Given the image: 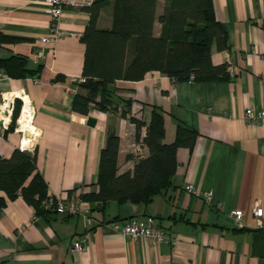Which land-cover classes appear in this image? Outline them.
<instances>
[{
	"label": "crops",
	"instance_id": "crops-1",
	"mask_svg": "<svg viewBox=\"0 0 264 264\" xmlns=\"http://www.w3.org/2000/svg\"><path fill=\"white\" fill-rule=\"evenodd\" d=\"M91 0L61 3L52 43L41 40L49 30L44 0H0V32L15 41L0 43V56L20 53L28 65L41 63L38 79L0 74V155L33 138L35 164L49 194L65 192L78 199L80 213L36 216L20 195L0 206V264H264V228L250 213L254 202L264 215V121L245 122L243 110L264 107V0H211L215 19L225 31L228 48L213 41V63L226 62L228 77L214 80H174L149 69L136 80L115 79L114 97L127 113L149 119L152 105L162 112L163 142L174 138L176 121L192 128L190 145L175 149L171 184L146 204L108 200L101 209L79 200L95 191L98 154L107 128L118 135L116 172L131 170L146 154L140 138L145 124L135 127L117 110H92L87 115L71 109L70 80L79 77L84 44L79 39L88 20L84 7ZM111 2L101 7L96 25H111ZM166 0H155L151 32L158 35ZM230 70L232 74H230ZM63 81L52 80L55 74ZM24 100L12 130L10 100ZM29 101L31 110L26 102ZM21 105V104H20ZM12 108V107H11ZM24 126V127H23ZM34 137H33V136ZM191 183L194 191L183 188ZM211 192L214 207L204 198ZM0 196L5 197L0 190ZM240 208V225L228 211ZM129 217H152L165 240L120 235ZM83 245L71 251L73 240Z\"/></svg>",
	"mask_w": 264,
	"mask_h": 264
},
{
	"label": "trees",
	"instance_id": "trees-1",
	"mask_svg": "<svg viewBox=\"0 0 264 264\" xmlns=\"http://www.w3.org/2000/svg\"><path fill=\"white\" fill-rule=\"evenodd\" d=\"M107 0H91L84 7L88 20L79 39L84 44L80 80H70L73 88L71 109L81 115L92 110H117L133 122L135 138L139 127L145 124L140 138L147 152L139 157L131 170L116 172L118 135L107 128L104 143L98 154L95 191L82 192L79 200L106 203L108 200H129L146 204L171 184L175 169V149L190 145L194 131L176 121L174 138L163 142L162 112L152 105L148 121L127 113L128 100L114 97L115 79L136 80L149 69H156L174 80H214L228 77L227 63H213L210 44L218 49L228 48L225 31L215 19L211 0H166L158 35L151 32L155 0H112L111 25L100 28L97 16ZM19 37L0 32V43ZM42 64L28 65L27 56L10 53L0 56V71L6 76L38 79ZM65 76L55 74L52 80L63 81ZM1 100V99H0ZM21 101L15 97L7 130L16 125ZM0 206L6 199L20 195L32 206L36 216L56 213L54 203L47 204V185L35 164L34 151L15 146L8 156L0 155ZM91 208V207H90Z\"/></svg>",
	"mask_w": 264,
	"mask_h": 264
},
{
	"label": "built area",
	"instance_id": "built-area-1",
	"mask_svg": "<svg viewBox=\"0 0 264 264\" xmlns=\"http://www.w3.org/2000/svg\"><path fill=\"white\" fill-rule=\"evenodd\" d=\"M46 3L45 10L50 16V22H49V30L44 35L41 36V40H45L48 43H52L55 38L59 37L62 33L60 30L57 29V20L59 18V15L61 14V3L66 0H44ZM0 74L5 75L2 71H0ZM230 74H232V71L230 70ZM74 79L80 80L81 77H77ZM73 80V79H71ZM73 89V88H72ZM13 100H10V107L8 108L6 104L7 109H11L13 105ZM21 106L24 104V100H20ZM12 103V104H11ZM27 106L31 110V106L29 105V101L26 102ZM19 109V110H20ZM20 112V111H19ZM242 117L245 120V122L249 124H255L257 122L264 121V107L255 109L251 106L246 107L243 110ZM17 119V118H16ZM15 119V122H16ZM16 128H17V122H16ZM20 131V140L18 147L20 149H25L28 151L33 150V138L31 142L27 144H22L21 139L23 135V131ZM33 136V135H32ZM34 137V136H33ZM183 188L188 192H193L194 188L191 183H185L183 185ZM204 198L208 202H211V204L214 207H217L219 204L216 202H213L211 200V192L205 191L204 192ZM46 203L51 204L54 203V209L56 212L61 213H67V214H73V213H80V206L78 203V199L72 196H67L65 192H61L58 194H47ZM229 215H231L233 223L235 225H240V218L242 215V210L240 208H234L228 211ZM250 213L255 218L256 226L260 228H264V215L262 211V207L258 205L256 202L252 204L250 207ZM120 235H125L131 238H137V237H146L150 239L152 242H161L165 240V234L163 229L154 221L152 217H146L144 219H139L136 217H129L126 220L123 221V223L120 225L118 231ZM83 245L81 242L77 239L73 240L69 246V249L71 251H78L82 249Z\"/></svg>",
	"mask_w": 264,
	"mask_h": 264
},
{
	"label": "water",
	"instance_id": "water-1",
	"mask_svg": "<svg viewBox=\"0 0 264 264\" xmlns=\"http://www.w3.org/2000/svg\"><path fill=\"white\" fill-rule=\"evenodd\" d=\"M12 102H13V101H12ZM11 104H12V103H11ZM85 122H86V124H88V125H93L94 122H95V117L92 116V115H87V116L85 117ZM88 203H89L90 207H91V208H94L95 210H99V209L102 208V206H97V205L94 204L92 201H90V202H88Z\"/></svg>",
	"mask_w": 264,
	"mask_h": 264
},
{
	"label": "bare ground",
	"instance_id": "bare-ground-1",
	"mask_svg": "<svg viewBox=\"0 0 264 264\" xmlns=\"http://www.w3.org/2000/svg\"><path fill=\"white\" fill-rule=\"evenodd\" d=\"M24 127V126H23ZM23 144V143H22Z\"/></svg>",
	"mask_w": 264,
	"mask_h": 264
}]
</instances>
